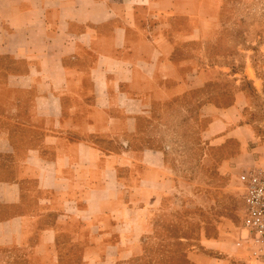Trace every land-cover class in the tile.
Masks as SVG:
<instances>
[{
    "label": "crops",
    "instance_id": "crops-1",
    "mask_svg": "<svg viewBox=\"0 0 264 264\" xmlns=\"http://www.w3.org/2000/svg\"><path fill=\"white\" fill-rule=\"evenodd\" d=\"M179 2L0 0V116L15 127L0 133V208L18 210L3 223L23 241V228L35 229L37 255L58 260L63 233L84 243L119 233L118 260L135 256L134 247L122 244L143 231L127 234L124 227H144L178 189L156 126L173 104L182 106L178 98L198 78L171 60L168 35L185 31L166 20L145 26L142 19L170 18ZM207 107L202 135L211 144L223 145L238 129L244 135L238 142L248 141L249 125L236 130L221 107ZM240 155L219 158L216 170L224 172ZM186 180L194 195L217 204L219 188ZM223 218L212 230L197 221V240L211 249L191 252L194 264H235L223 251V235L231 233Z\"/></svg>",
    "mask_w": 264,
    "mask_h": 264
},
{
    "label": "rangeland",
    "instance_id": "rangeland-1",
    "mask_svg": "<svg viewBox=\"0 0 264 264\" xmlns=\"http://www.w3.org/2000/svg\"><path fill=\"white\" fill-rule=\"evenodd\" d=\"M167 15L171 17L155 15L142 21L145 26H154L166 20L185 31L168 35L174 46L171 60L180 73L198 78V82L192 83L196 88L178 98L182 106L174 108L173 104L172 113L162 117L156 126L158 137L168 145V162L177 176L178 189L166 195L144 227H124L127 234L143 231L140 239L122 244L125 250L134 247L137 254L118 260L119 233L105 239L100 233L87 243L69 241L63 233L58 260L52 261L37 255L34 228H23L22 235L28 236L24 241L13 234L14 228L3 222L8 218L6 214L18 210L5 212L1 206L0 264H194L188 256L191 252L211 249L198 242L197 221H206L212 230L218 216H225L230 227L231 233L223 235L227 240L223 251L233 256L234 263L264 264V247L237 245L243 216L239 176L249 168L264 170V0H181ZM207 105L221 107L236 130L249 125L248 141L238 142L244 137L238 129V136H229L223 145L211 144L202 135L208 121ZM6 127L15 129L0 116V133ZM16 130L13 132H21L19 127ZM25 134L36 138V134ZM241 150L242 155L227 170H216L219 158L229 159ZM190 176L219 188L217 204L191 192V183L186 180Z\"/></svg>",
    "mask_w": 264,
    "mask_h": 264
},
{
    "label": "built area",
    "instance_id": "built-area-1",
    "mask_svg": "<svg viewBox=\"0 0 264 264\" xmlns=\"http://www.w3.org/2000/svg\"><path fill=\"white\" fill-rule=\"evenodd\" d=\"M243 200L242 234L237 245L264 247V170L249 168L241 172Z\"/></svg>",
    "mask_w": 264,
    "mask_h": 264
}]
</instances>
